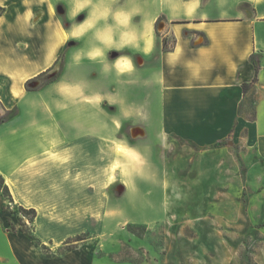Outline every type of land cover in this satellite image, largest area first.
I'll return each instance as SVG.
<instances>
[{"label":"crops","instance_id":"crops-1","mask_svg":"<svg viewBox=\"0 0 264 264\" xmlns=\"http://www.w3.org/2000/svg\"><path fill=\"white\" fill-rule=\"evenodd\" d=\"M0 7V120L15 109L0 123V175L13 202L36 211L39 240L91 229L100 194L115 181L124 193L140 191L125 170L134 158L148 166V149L170 140L204 147L235 131L264 160V0H0ZM158 34L174 39L170 50L158 48ZM58 58L70 70L26 91ZM86 63L88 78L80 72ZM75 255L84 257L68 264H94L88 253Z\"/></svg>","mask_w":264,"mask_h":264},{"label":"rangeland","instance_id":"rangeland-1","mask_svg":"<svg viewBox=\"0 0 264 264\" xmlns=\"http://www.w3.org/2000/svg\"><path fill=\"white\" fill-rule=\"evenodd\" d=\"M156 43L170 50L174 39L158 34ZM68 70V62L58 58L27 86L28 92L56 82ZM91 71L88 63L80 67L85 78ZM14 111L10 108L1 121ZM244 111L253 117L252 105ZM234 132L204 147L170 140L148 149V166L134 158L125 170L140 191L124 193L115 181L100 194L91 229L61 241L40 240L44 248L20 233L35 228L32 214L21 213L0 193V264H68L84 257L78 253L90 254L94 264H264V160L254 148L240 145ZM123 150L119 143L116 151Z\"/></svg>","mask_w":264,"mask_h":264},{"label":"trees","instance_id":"trees-1","mask_svg":"<svg viewBox=\"0 0 264 264\" xmlns=\"http://www.w3.org/2000/svg\"><path fill=\"white\" fill-rule=\"evenodd\" d=\"M0 10H1V7H0ZM84 18V15L83 14H81L78 18H77V20L78 21H81L82 19ZM159 20H161V18H158L157 19V21H156V25H157V23H158V21ZM204 43H206V41H204ZM163 46H165V42H163ZM111 54H116V53H111ZM110 54V55H111ZM35 81V79H31V80H29V81H27L26 83H25V90L26 91H30V89L27 87L30 83H32V82H34ZM242 89H243V91H245L246 89H247V86L246 85H243L242 86ZM1 122H3V121H1L0 120V123ZM0 193L3 195V197L6 199V200H8L9 202H11L12 204L14 203L13 202V199H12V196H11V194H10V191H9V188H8V186L4 183V180H3V178H2V176L0 175ZM5 207L3 206V209H4ZM18 210L21 212V213H25V212H30L31 214H32V219L30 220V222H31V224H33V222H34V220H35V218H36V211L34 210V209H24L23 207H21V206H18ZM7 224H8V230H9V232H11L12 234H16L17 233V231H16V228H15V226L11 223V221L9 220V219H7ZM20 225L22 226V223H20ZM20 233L23 235V236H25V237H27L30 241H32L33 243H35L37 246H39V247H43L44 248V245L43 244H41V242H40V240L34 235V231H33V229L30 231V232H25L24 230H20ZM76 242L77 241H80V240H75ZM66 247H68V246H66ZM65 250V252H70V251H72L73 250V248H65L64 249Z\"/></svg>","mask_w":264,"mask_h":264}]
</instances>
